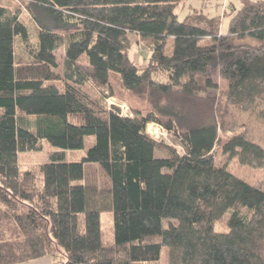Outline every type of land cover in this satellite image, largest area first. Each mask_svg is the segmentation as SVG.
Here are the masks:
<instances>
[{
	"label": "trees",
	"instance_id": "obj_1",
	"mask_svg": "<svg viewBox=\"0 0 264 264\" xmlns=\"http://www.w3.org/2000/svg\"><path fill=\"white\" fill-rule=\"evenodd\" d=\"M15 1L0 6V264L51 255L61 264H264V182L248 184L214 157L264 168V148L227 120L264 108V0L232 6L224 32L215 21L179 22L185 0ZM134 43L147 60L129 59ZM111 97L129 116L106 106ZM43 140L60 151L21 172L18 153ZM68 150L86 153L66 163ZM91 164L109 178V245L90 229Z\"/></svg>",
	"mask_w": 264,
	"mask_h": 264
},
{
	"label": "rangeland",
	"instance_id": "obj_2",
	"mask_svg": "<svg viewBox=\"0 0 264 264\" xmlns=\"http://www.w3.org/2000/svg\"><path fill=\"white\" fill-rule=\"evenodd\" d=\"M18 1L15 0H0V6L2 7H10L16 8ZM232 6L238 8L240 6V0H185V4L177 7L175 9L177 20L179 22L191 21L194 24L199 22L207 23L208 21H215L221 26L222 32L225 31L227 27V20L229 18L230 9ZM20 19L25 24L26 31H28V37L30 41L37 40V34L35 31V26L30 20L28 14H20ZM204 25V24H202ZM133 38V42L136 41V38ZM21 40V39H20ZM23 53V45L17 44L16 46V54L18 56H25ZM56 63L57 67L55 69L56 74L59 75L60 79L65 78L64 74V52L62 49L55 51ZM128 57L130 60H134L136 62H143V60H147L148 54L144 48H141L139 45L134 43L131 47V50L128 53ZM80 70H86L85 66H79ZM70 84L74 85L76 88L78 87L82 92H84L87 96L89 95L92 100L98 101L97 95L92 91L89 86H80L75 85L73 82L68 81ZM116 103L119 105H128L124 101H120L115 97H111L106 100V106L109 103ZM129 108V107H128ZM30 121L34 122V117H28ZM229 121L228 126L237 127V130L243 131L246 133L256 144H260L264 148V108H257L255 112H246L241 113L238 111L231 110V115L227 118ZM235 124V125H234ZM157 131L156 137L165 142L169 143V137L164 132L161 133L159 129H155L153 126L148 125V130L151 128ZM152 129V130H153ZM152 133V131H150ZM153 134V133H152ZM154 135V134H153ZM157 138V139H158ZM220 142H224L223 139L220 138ZM41 149L35 152L25 151L24 153H18V166H20V171L24 172V170L33 169L40 164L47 163L51 160V155L60 151L58 148H54L47 141H40ZM219 146H216L217 149ZM65 153L64 162H80L81 158L85 155V151H63ZM158 156V155H157ZM216 164L226 165L229 171L234 174L237 178L244 180L246 183H250L251 185L258 186L264 182V168L254 169L251 167H247L239 164L236 160H229L227 157L222 156L219 152L214 154ZM84 180L83 183L86 185L88 190L89 197V208L91 211L88 214L96 213L94 224L90 225V229L101 235L102 241L104 244L109 245L114 243V229H113V218H112V210L110 207V184L109 178L102 169L96 165H85L84 166ZM93 211V212H92ZM98 211V212H97ZM230 215V211L215 225L216 233H224L226 232V222ZM166 250L163 248V252L161 255V261H164L166 258ZM148 264V263H147ZM152 264H155L152 262Z\"/></svg>",
	"mask_w": 264,
	"mask_h": 264
},
{
	"label": "built area",
	"instance_id": "obj_3",
	"mask_svg": "<svg viewBox=\"0 0 264 264\" xmlns=\"http://www.w3.org/2000/svg\"><path fill=\"white\" fill-rule=\"evenodd\" d=\"M109 106H115V107H118L120 109V115L121 116H129V111H128V107L126 105H119V104H116V103H109ZM151 126H153L155 129H159L161 131V133L163 132V129L161 126L159 125H154V124H151ZM148 127V126H147ZM147 131L148 133L153 136V137H156L155 135H153L147 128ZM158 138V136H157Z\"/></svg>",
	"mask_w": 264,
	"mask_h": 264
},
{
	"label": "crops",
	"instance_id": "obj_4",
	"mask_svg": "<svg viewBox=\"0 0 264 264\" xmlns=\"http://www.w3.org/2000/svg\"><path fill=\"white\" fill-rule=\"evenodd\" d=\"M22 264H61L59 259H55L52 255L50 257H41L37 260H32Z\"/></svg>",
	"mask_w": 264,
	"mask_h": 264
},
{
	"label": "bare ground",
	"instance_id": "obj_5",
	"mask_svg": "<svg viewBox=\"0 0 264 264\" xmlns=\"http://www.w3.org/2000/svg\"><path fill=\"white\" fill-rule=\"evenodd\" d=\"M152 129H153V128H151L150 131H152V133H153L154 135H156V134H157V131L154 130V129L152 130Z\"/></svg>",
	"mask_w": 264,
	"mask_h": 264
},
{
	"label": "clouds",
	"instance_id": "obj_6",
	"mask_svg": "<svg viewBox=\"0 0 264 264\" xmlns=\"http://www.w3.org/2000/svg\"><path fill=\"white\" fill-rule=\"evenodd\" d=\"M149 125H151V124H149ZM155 125V124H154ZM148 126V125H147ZM148 128V127H147ZM148 132V131H147ZM153 137V136H152ZM157 139V138H156Z\"/></svg>",
	"mask_w": 264,
	"mask_h": 264
}]
</instances>
